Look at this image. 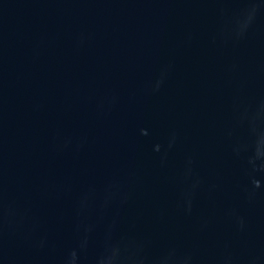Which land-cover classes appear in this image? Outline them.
Here are the masks:
<instances>
[{
    "label": "water",
    "instance_id": "water-1",
    "mask_svg": "<svg viewBox=\"0 0 264 264\" xmlns=\"http://www.w3.org/2000/svg\"><path fill=\"white\" fill-rule=\"evenodd\" d=\"M0 264H264V0H0Z\"/></svg>",
    "mask_w": 264,
    "mask_h": 264
}]
</instances>
